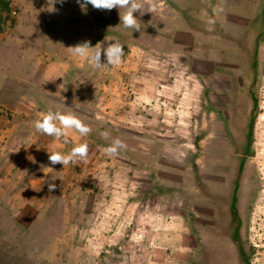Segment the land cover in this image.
I'll return each mask as SVG.
<instances>
[{
	"label": "rangeland",
	"instance_id": "obj_1",
	"mask_svg": "<svg viewBox=\"0 0 264 264\" xmlns=\"http://www.w3.org/2000/svg\"><path fill=\"white\" fill-rule=\"evenodd\" d=\"M7 1L0 264H264V0H135L151 11L134 13L139 31L118 9ZM55 3L50 41L115 39L122 62L94 67L74 38L64 61L45 59L58 41L41 45V13ZM50 108L92 131L37 132ZM116 138L127 147L109 155ZM80 143L86 159L51 165L48 151Z\"/></svg>",
	"mask_w": 264,
	"mask_h": 264
},
{
	"label": "clouds",
	"instance_id": "obj_2",
	"mask_svg": "<svg viewBox=\"0 0 264 264\" xmlns=\"http://www.w3.org/2000/svg\"><path fill=\"white\" fill-rule=\"evenodd\" d=\"M63 2V0H61ZM80 4L82 12L87 11V6L91 5L98 10H112L118 9L120 15V22L125 29H131L132 31H139V20L134 15L137 10L143 13L145 10H149V6L145 5L144 11H141V4L135 2V0H77ZM120 10H124L121 15ZM74 55L83 57L90 61L94 67H101L103 64L108 66L119 65L122 62L124 56V45L118 40H106L99 42L95 46H90L88 42L77 44L71 47ZM102 56L104 62H102ZM34 128L37 132L54 137L57 139L66 136L68 129L77 130L81 136H87L92 129L86 125L81 119L72 114L71 112L65 113L59 110L48 109L45 113L41 114L38 119L34 121ZM107 138L108 133H102ZM127 145L119 138L114 139L111 144L105 148V152L109 155L118 154L119 150L125 149ZM88 144L80 143L72 146L71 150L67 154L61 152H49V161L51 165L57 163L67 165L74 163L77 159L84 160L88 155ZM54 184H50L49 188H54Z\"/></svg>",
	"mask_w": 264,
	"mask_h": 264
},
{
	"label": "crops",
	"instance_id": "obj_3",
	"mask_svg": "<svg viewBox=\"0 0 264 264\" xmlns=\"http://www.w3.org/2000/svg\"><path fill=\"white\" fill-rule=\"evenodd\" d=\"M64 15H65L64 14V9H62V6H60L59 3H55L53 5H50L49 8L44 10V13H41V16L43 18V24L40 26L41 45L48 46V45L52 44V42L58 41L54 46H52L53 51L50 50L49 54H47L45 56V59H48V61H53V59H55L58 62H60V61L62 62V61H64L66 59V57L64 58L63 56H60V57H57V58L54 57V55H56L57 53L59 54V52L67 53V46L64 45L66 40H64V39H66V38H74L75 40L80 41V43L82 42V39L80 38V35H79L80 32L75 34V36H79V37H75V36L70 37L69 36L70 34L68 33L67 36H65V38L64 37H61V38L60 37L59 38L58 37L57 38L53 37L52 41H50L53 32L51 31V33H49V32L45 33L44 29L47 28L48 26L56 25L55 23H58L57 21H59L60 18H63ZM44 16H45V18H44ZM71 16H73V14H71ZM95 28L96 27H94L93 29L90 28V30H92V32H95V30H96ZM84 30H83L84 35L90 34L86 30L84 32ZM105 39L108 40V37H101V41H105ZM31 42L32 41H30V43ZM27 44H29V43L26 42V45ZM95 45H96V43L92 42L91 46H95ZM44 54H46V53H44ZM49 55H51V56H49ZM49 66H52V65H49Z\"/></svg>",
	"mask_w": 264,
	"mask_h": 264
},
{
	"label": "trees",
	"instance_id": "obj_4",
	"mask_svg": "<svg viewBox=\"0 0 264 264\" xmlns=\"http://www.w3.org/2000/svg\"><path fill=\"white\" fill-rule=\"evenodd\" d=\"M9 9V3L7 0H0V11L3 12V15L0 14V22L3 20L4 18V12L7 11ZM7 16L4 18L6 19Z\"/></svg>",
	"mask_w": 264,
	"mask_h": 264
}]
</instances>
